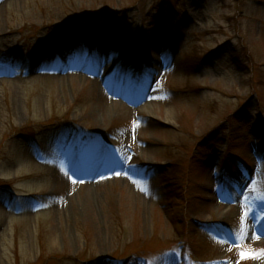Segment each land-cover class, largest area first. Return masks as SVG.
<instances>
[{
	"label": "rangeland",
	"instance_id": "374dc122",
	"mask_svg": "<svg viewBox=\"0 0 264 264\" xmlns=\"http://www.w3.org/2000/svg\"><path fill=\"white\" fill-rule=\"evenodd\" d=\"M261 197L264 0H0V264H264Z\"/></svg>",
	"mask_w": 264,
	"mask_h": 264
},
{
	"label": "snow or ice",
	"instance_id": "6c2138e0",
	"mask_svg": "<svg viewBox=\"0 0 264 264\" xmlns=\"http://www.w3.org/2000/svg\"><path fill=\"white\" fill-rule=\"evenodd\" d=\"M261 199L264 200V197H261ZM251 213V208L244 210V213L241 215V234L234 237V242L236 243L238 254L241 259H255L264 256V249L256 251L252 249H244L242 247L243 238L247 235V231L243 228L244 221L247 216L251 215ZM251 219L253 221V225L260 224L261 221H264V212H261L259 215L251 216ZM261 231H264V227L261 228ZM252 236L253 238H257L255 235V231L253 232ZM226 242L228 241L226 240Z\"/></svg>",
	"mask_w": 264,
	"mask_h": 264
},
{
	"label": "trees",
	"instance_id": "16d2710c",
	"mask_svg": "<svg viewBox=\"0 0 264 264\" xmlns=\"http://www.w3.org/2000/svg\"><path fill=\"white\" fill-rule=\"evenodd\" d=\"M188 256L190 257V254H189V252H188Z\"/></svg>",
	"mask_w": 264,
	"mask_h": 264
}]
</instances>
